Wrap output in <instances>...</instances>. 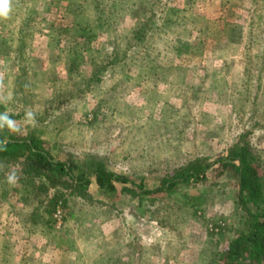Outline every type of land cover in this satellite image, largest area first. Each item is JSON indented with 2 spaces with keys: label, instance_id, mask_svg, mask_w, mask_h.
Here are the masks:
<instances>
[{
  "label": "rangeland",
  "instance_id": "obj_1",
  "mask_svg": "<svg viewBox=\"0 0 264 264\" xmlns=\"http://www.w3.org/2000/svg\"><path fill=\"white\" fill-rule=\"evenodd\" d=\"M10 7L0 18V107L58 151L94 154L148 189L246 134L264 168V0H11ZM23 21L29 40L19 46ZM143 24L152 28L126 44ZM114 53L124 61L105 68ZM211 173L152 202L106 195L101 206L71 204L73 218L54 217L52 232L65 242L36 233L28 206L12 204V184L1 180L0 264H216L239 215L234 180ZM191 197H200L198 217Z\"/></svg>",
  "mask_w": 264,
  "mask_h": 264
},
{
  "label": "trees",
  "instance_id": "obj_2",
  "mask_svg": "<svg viewBox=\"0 0 264 264\" xmlns=\"http://www.w3.org/2000/svg\"><path fill=\"white\" fill-rule=\"evenodd\" d=\"M26 18L29 19L28 16ZM24 24L25 21L17 29L19 46L26 45L25 42L29 40L24 32L27 22ZM143 26L144 28L135 32L126 44H135L136 38L145 35V27H151L144 24ZM153 29L155 30V27ZM112 57V60L105 64V68L113 66L116 61H124L118 53H114ZM68 97L74 98V95ZM4 113L3 107H0V114ZM8 116L15 122L18 131H10L7 127L0 129V181L7 180L3 172L9 170V174L15 173L18 186L12 185L10 193L13 198L11 195L8 198L13 199L12 204L19 201L24 207L28 206L25 217L36 226V233L43 236L53 234L58 236L60 242H65L61 239L62 232H52L56 210L60 211L59 219L64 222L73 218L71 204L79 202V207L101 206L99 204L106 195H125L130 198L148 196L152 202L158 195L171 196L182 186L201 183L206 180V175L212 172L214 179L226 176L234 180L237 188L234 206L239 215L233 237L226 241L214 262L264 264V168L261 157L246 141V134H240L227 146L224 154L217 155L212 160L206 157L191 159L174 168L171 174L160 177L156 186L143 189L141 181L134 183L126 176L108 170L102 158L94 154L73 158L70 153L58 151L54 144L42 137L39 130L15 120V116L19 114L10 113ZM4 189L7 188L0 187V197L6 198L4 194L7 190ZM99 194L101 197H94ZM199 199L200 197L190 198V201H195L192 204V216L195 217H198L196 215L200 211L197 206L201 204ZM138 201L140 203L141 200ZM189 204L190 202L187 205ZM157 221L166 225L165 221Z\"/></svg>",
  "mask_w": 264,
  "mask_h": 264
},
{
  "label": "clouds",
  "instance_id": "obj_3",
  "mask_svg": "<svg viewBox=\"0 0 264 264\" xmlns=\"http://www.w3.org/2000/svg\"><path fill=\"white\" fill-rule=\"evenodd\" d=\"M11 0H0V18L7 19L9 17V14L11 12ZM27 120L30 123H35V115L33 112L29 111L26 114ZM7 127L10 131H18L16 124L14 121H12L7 113L0 114V129H4ZM7 181L9 184L14 185L17 181V176L15 173L9 174L7 176Z\"/></svg>",
  "mask_w": 264,
  "mask_h": 264
},
{
  "label": "built area",
  "instance_id": "obj_4",
  "mask_svg": "<svg viewBox=\"0 0 264 264\" xmlns=\"http://www.w3.org/2000/svg\"><path fill=\"white\" fill-rule=\"evenodd\" d=\"M54 217L59 219L60 218V211L59 210H56L55 214H54Z\"/></svg>",
  "mask_w": 264,
  "mask_h": 264
}]
</instances>
